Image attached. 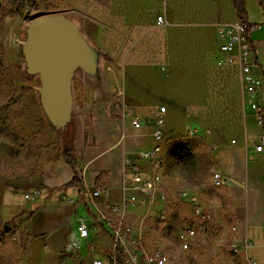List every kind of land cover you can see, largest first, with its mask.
Listing matches in <instances>:
<instances>
[{
	"label": "rangeland",
	"instance_id": "obj_1",
	"mask_svg": "<svg viewBox=\"0 0 264 264\" xmlns=\"http://www.w3.org/2000/svg\"><path fill=\"white\" fill-rule=\"evenodd\" d=\"M165 1L134 0L132 4V0H38V8L27 7L19 15L15 12L16 0H0V59L6 65L0 67V228L12 223L11 230L0 237V264H41L46 259L47 264H68L70 261L85 264V259L93 260L94 249L106 254L112 252L111 237L105 247L100 244L105 231L90 213L96 209V203L88 191L98 186L119 189L116 200L123 207L124 187L132 186L128 171L125 177V163L153 144V127L134 129L130 120L131 116L145 117L143 112L147 100H143V94H147L148 81L156 85L158 73H163L165 79L170 78L164 60L166 57L192 67L196 57L195 46L200 47L203 54L219 48L215 23L208 22L210 12H202L199 0H167L164 5ZM168 4L178 22L170 21L172 16L168 13ZM246 7L250 24L264 28V12L256 0H246ZM165 10L167 23L158 27L156 18ZM50 13H69L85 22L90 40L104 54L105 89L100 92L91 90V86L81 79L73 84L81 127L79 145L73 149L84 179L85 192L78 193L76 199L63 194L67 192H56L30 218L29 213L41 199L29 202L24 198V191L41 186L62 187L72 178V171L62 155L61 137L53 133L44 117L37 92L39 81L26 74L20 51L27 23L38 15ZM218 18L233 20L229 9L221 11L215 19ZM189 20L201 23H189ZM198 32L200 35H196ZM252 32V38L258 45V64L264 72V29L257 28ZM222 57L224 55L213 54L212 61H209L202 54L198 56L193 71V82L197 80V85L193 84V102H196L193 104L201 102V88H207L216 98L222 97L223 90L227 88L231 94L229 98L233 99L230 109L224 114L227 118L218 116L220 113L223 115L218 110L211 118L199 111L193 119L196 123L193 129L197 135L198 132L226 134L230 145L242 143L246 161H264V156L255 148L258 139L264 135V128L256 124L254 117L249 115L247 118L249 105L241 74H237L233 66L221 64ZM239 77L241 88L237 90ZM213 78H227L230 85L202 86L203 81ZM158 88L164 93L168 89L164 85ZM17 93L23 94L19 101L14 99ZM237 95H240L239 102ZM211 119L223 123L210 125ZM74 134V129H70L63 138L65 143L71 142ZM188 136L189 131L167 136L163 182L148 206L128 205L123 211L124 218L132 228L133 236L142 238L148 250H154L158 243L165 245L169 264H238L230 241L215 224L212 225V233L204 241L194 243L190 250H182L179 244L178 233L194 223L193 197L213 202L221 195L219 189L208 186L207 171L193 177L167 161L173 145ZM194 138L201 139L199 136ZM202 143V151L209 155V161L232 158L235 152L219 145L205 144L203 140ZM6 186L13 193L10 198H7ZM40 189L46 196V191ZM179 192H186L187 197H177ZM88 217L92 219L89 228L92 235L88 240L89 255L87 253L86 257L82 253L81 241L77 236L74 238L72 232L79 223L87 224ZM250 231V236L255 238L250 253L264 264V227H251ZM55 246L58 247L57 252L50 254ZM142 264H146L144 259Z\"/></svg>",
	"mask_w": 264,
	"mask_h": 264
},
{
	"label": "crops",
	"instance_id": "obj_2",
	"mask_svg": "<svg viewBox=\"0 0 264 264\" xmlns=\"http://www.w3.org/2000/svg\"><path fill=\"white\" fill-rule=\"evenodd\" d=\"M159 1L164 2L165 0H159ZM166 2L167 0L165 1L164 5H166ZM199 2L201 3L202 12H210L211 17L208 22L215 23V33H216V27L219 24H231V23L240 21L231 0H218V1L217 0L216 1L215 0H210V1L199 0ZM133 3H134V0H132V4ZM245 6H246V0H245ZM226 9H229L231 11L233 20H229V19L225 20L222 18L215 19L216 17H218V14L221 13V11H224ZM167 10H168V13H170V16H172L170 21L178 22L176 18H174L175 13L173 9L170 8V5ZM211 10L213 11V14L211 13ZM246 10H247V7H246ZM164 12L165 13L162 12L161 15L165 16V19L167 21L166 10ZM247 13H248V10H247ZM158 17L156 18V23H157ZM248 21L251 23L249 19V13H248ZM188 22L189 23H193V22L201 23L200 21H191V20H189ZM261 29H264L263 26ZM252 31H251V38H252V33H253ZM196 35H200V33L198 32ZM216 37H217V34H216ZM252 44H253L254 51H255L254 57L256 58L258 62L259 61L258 56H257L258 45L253 40V38H252ZM179 48L180 47H176V49H179ZM193 48L194 47H192V49ZM195 48H196V57L193 61L192 67L184 66L181 63L174 62L172 58L166 57V59L164 58V60H165L167 67L169 68L170 78L165 79V76L163 73H158L159 80L156 85L154 83L151 85L149 83L150 81H148L147 94L146 95L143 94V100L145 99L147 100V104L145 108L146 110L143 112L145 117L143 118L139 117L140 119H142L144 126H145V127H142V129L148 128L149 126L145 125L146 121L157 117L158 114L160 113V109L164 107L165 108L164 130L167 133V136L170 133L174 135V134H181L182 132H185V131H189V132L194 131L195 136H199V138L201 139L203 138L202 140L205 142V144L219 145L221 146V148L235 151L234 153H232V158L223 157L222 159H220V161H214V160L209 161V164L207 165V168H206L207 174L209 176L208 186L211 187L212 189H219V191L221 192V195H219L220 197L219 198L217 197V199L213 202L207 199H203V197L202 198L199 197L198 199L201 200L202 204L206 205L209 209L212 210L214 214V218H215L214 224L216 227H220V230L222 231V235L226 238V240H230L232 238V235L230 233V227L236 226L237 227L236 237L248 238V240L251 241L252 244H254L255 238L250 236L251 227H256V226L264 227V161H246V154L242 151V143L240 144V142H238L236 146L230 145L229 137L226 134L219 133V132H216V133L212 132L211 134L207 132H200V133L198 132V135H197L196 131L193 129V125L196 124V123H193L194 122L193 119L197 116V113L199 111L207 114V116H210L211 118L213 112L218 110L220 112H223V115L220 113V115L218 116L224 119V118H227L224 114H226V111L230 109V104L231 102H233V99L229 98L231 94H230L229 89L227 88L224 90L222 88L224 93L222 94V97H218V98H216L211 93V91L208 90L207 88L206 89L201 88L200 94L203 97L200 102L201 104L199 103V105H194L196 104V102H193V84L197 85L196 84L197 80L193 82V71L196 66L194 65V63L196 62L198 56H201L202 54L204 55V58H206V60L208 59L209 61H212L213 54H216V56L223 55L220 53L219 48L217 50L210 49L204 54L200 51V47L195 46ZM233 67H234V71L237 74L238 73L241 74L238 66H233ZM260 67H259L258 73L262 76L263 83H264V72L260 70ZM103 68L105 69L104 63H103ZM237 82H238L237 86L239 87V89L237 90H240L241 88L240 77L237 79ZM159 85L161 86L164 85L165 87H167L168 88L167 91L164 93V90L162 89L159 90V88L157 89ZM208 85L209 86L210 85H221L222 87H228L230 83L227 78H222V79L213 78V79H207L206 81H203L202 86H208ZM155 92L157 94H155ZM237 98H239L238 99V102H239L241 100L240 95H237ZM260 100L262 104L264 105V84L261 89ZM246 111H247V114H246L247 118L249 117V115L253 117V112L250 109V107L246 108ZM133 117H136V116H131L130 120ZM222 123L223 122L212 121V119L209 120L210 125L219 126ZM241 134L242 132H240V135ZM195 139H198V138H195ZM201 139H198V140L200 141V145L203 146ZM152 140H153V137H152ZM153 144H154V140H153ZM153 144L150 148L153 147ZM206 155L209 158V155L208 154ZM162 162H163L162 170H164L166 163L165 161H162ZM213 169L219 170L225 176L229 177L230 181L227 186L222 187V188L212 187L211 170ZM72 177H73V172H72ZM40 188H43L46 191V196L45 195L43 196V191ZM40 188L33 187L27 190V191H33L35 189H40L42 191V196L39 198L41 199L40 202L36 204L35 208L29 213L30 218H33L36 215V213L40 211L43 203L46 202L48 199H50L53 194H56V192H61V191L54 190L59 187L51 188L48 186H41ZM107 188L111 191L110 201L108 203L99 201V203L96 205V209L93 208V212L90 210V213H92L94 220L96 219L95 222L98 223L100 227H102V229L105 231V235L101 237L100 239V244L101 246H104V247L108 245L110 241L109 239L110 237L112 238V243H113V236L111 232L108 230V226L99 220L97 206H101V208L107 209L106 206L108 204L118 205V201L116 200V197L118 196V192H119V189H116V188L110 189L109 187ZM5 190H6V194L8 193L9 195V197L7 198H10V195L13 194L11 191V188H8V186H6ZM18 191L20 190H17V192ZM27 191H24V192H27ZM62 192H67L63 194L76 199V195L78 193L79 194L84 193L85 189L83 186L80 189L71 188L68 190H64ZM7 198L4 200V203L7 200ZM82 211L85 212V208H83ZM33 212L34 214H31ZM86 220H87V225L90 228L92 226V219L88 217V219ZM72 234L74 238L76 236L78 238L77 226L74 228V231L72 232ZM91 235L92 233L90 232L89 238L87 240H80L83 246L82 253H85L86 257H87L88 248H89L87 244H88V240L90 239ZM68 238L69 237H67V240H66L67 242H68ZM57 248L58 247L55 246L53 250L50 252V254H55V252H57ZM93 251H94L93 260L89 261V259L87 258V260L85 259V264H92L94 260H98V259L103 260V264H110L106 258L112 252L109 254H106L105 251H101L100 249H97V250L94 249ZM76 256L77 255L75 254L73 257L75 258ZM251 257L257 260L255 256L251 255ZM258 263L261 264L259 261ZM41 264H47V259L46 261L43 260ZM68 264H76V262L70 261Z\"/></svg>",
	"mask_w": 264,
	"mask_h": 264
},
{
	"label": "built area",
	"instance_id": "obj_3",
	"mask_svg": "<svg viewBox=\"0 0 264 264\" xmlns=\"http://www.w3.org/2000/svg\"><path fill=\"white\" fill-rule=\"evenodd\" d=\"M167 23L165 16L161 15L157 19V26L163 27ZM261 29L257 24L251 25V31ZM251 31L247 32V26L241 21L231 24H219L216 27V34L219 41L220 53L224 55L221 64L238 66L241 72V80L247 97V103L253 112L256 124L264 128V105L260 100L261 89L263 87V78L258 73L259 64L254 57V47L252 44ZM131 125L134 129H142L144 123L139 117L131 118ZM145 125L151 126L153 132V147L142 151L136 158L126 161L125 177L129 172L132 186L124 187L126 192L123 207L115 204H108L107 209L97 206L98 218L108 226V230L113 236V250L106 258L110 264H142V259L146 264H169V257L166 253L163 243L156 244L154 250H148L143 243V239L133 236L132 228L126 223L124 212L128 205L139 204L148 206L163 182V172L161 161H166L164 147L166 145L167 133L165 126V108L160 109L157 117L147 120ZM195 132H189V137H194ZM256 152L264 156V135L258 139ZM144 162V164H141ZM230 179L221 171L211 170V185L213 188H222L228 185ZM127 192H130L127 194ZM89 197L96 205L99 201L108 203L111 198L110 190L105 186H98L88 191ZM42 196L40 189L27 191L24 197L29 202H35ZM187 197L186 192H179L177 197ZM64 199L72 201L67 196ZM165 199V196L162 197ZM192 211L194 217L193 225L187 226L178 233V241L181 249L188 251L194 243H199L206 239V236L212 233V225L215 218L211 209L201 203V200L193 197ZM164 219V217H162ZM237 227H230L232 238L230 248L238 264H259L251 257V241L248 238L236 237ZM78 240H87L89 238V227L81 222L77 225ZM226 239V238H225ZM117 248H120L123 254L122 260L117 258ZM92 264H103V260H94Z\"/></svg>",
	"mask_w": 264,
	"mask_h": 264
},
{
	"label": "water",
	"instance_id": "obj_4",
	"mask_svg": "<svg viewBox=\"0 0 264 264\" xmlns=\"http://www.w3.org/2000/svg\"><path fill=\"white\" fill-rule=\"evenodd\" d=\"M24 31L20 51L26 74L39 81L37 92L44 117L53 133L61 137L63 151L69 144L76 147L81 127L73 84L81 79L91 90L103 91L104 54L90 40L85 22L69 13L38 15ZM70 129L75 134L65 143L63 138Z\"/></svg>",
	"mask_w": 264,
	"mask_h": 264
},
{
	"label": "trees",
	"instance_id": "obj_5",
	"mask_svg": "<svg viewBox=\"0 0 264 264\" xmlns=\"http://www.w3.org/2000/svg\"><path fill=\"white\" fill-rule=\"evenodd\" d=\"M236 10L237 16L242 23L247 26V32L251 31V25L248 21V13L245 6V0H231ZM260 8L264 12V0H256ZM38 0H16L15 12L22 14V12L30 7L32 9L38 8ZM1 10V6H0ZM5 63L0 59V67H5ZM22 93H17L14 97L15 101L22 98ZM64 161L67 166L72 170V179L64 184L62 187L56 188V191H64L71 188H82L84 186V179L81 177L82 172L79 170V163L75 157L73 147H68L62 153ZM167 161L171 162L174 166L179 167L189 173V175L196 177L205 173V166L209 164L208 156L201 150L200 141L192 137H186L176 142L169 151ZM25 198V197H24ZM31 214H34L31 213ZM12 223L4 224L0 228V237L11 230ZM117 258L122 260L123 254L120 248H117Z\"/></svg>",
	"mask_w": 264,
	"mask_h": 264
},
{
	"label": "bare ground",
	"instance_id": "obj_6",
	"mask_svg": "<svg viewBox=\"0 0 264 264\" xmlns=\"http://www.w3.org/2000/svg\"><path fill=\"white\" fill-rule=\"evenodd\" d=\"M162 169H163V162L161 161Z\"/></svg>",
	"mask_w": 264,
	"mask_h": 264
}]
</instances>
